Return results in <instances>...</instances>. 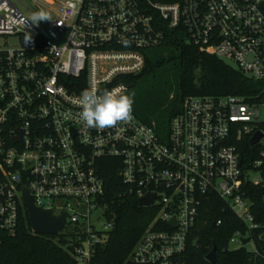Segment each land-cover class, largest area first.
Listing matches in <instances>:
<instances>
[{
  "label": "built area",
  "instance_id": "1",
  "mask_svg": "<svg viewBox=\"0 0 264 264\" xmlns=\"http://www.w3.org/2000/svg\"><path fill=\"white\" fill-rule=\"evenodd\" d=\"M40 10L51 20L25 29ZM175 29L200 51L232 60L261 83L259 94L187 96L165 135L134 114L114 128L86 127L81 92H127L118 79L140 72L144 51ZM1 37L14 41L0 44V242L16 232L25 188L35 206L67 214L59 233L72 240L75 264H91L112 231L100 161L114 158L138 199L155 194V217L127 261L185 264L191 228L214 197L241 223L228 248L250 243L264 258V215L250 196L264 188V0H0ZM257 131V157L244 160L237 142Z\"/></svg>",
  "mask_w": 264,
  "mask_h": 264
},
{
  "label": "trees",
  "instance_id": "2",
  "mask_svg": "<svg viewBox=\"0 0 264 264\" xmlns=\"http://www.w3.org/2000/svg\"><path fill=\"white\" fill-rule=\"evenodd\" d=\"M144 54L142 70L122 76L118 82L127 85L126 94L134 98L133 114L143 122L154 123L157 128L182 108L187 96L254 98L261 90L260 82L222 59L200 51L179 29L169 30L162 45L145 50ZM237 147L244 160L257 157V146H251L248 137L240 139ZM117 161L114 158L100 161L105 165L102 198L105 215L116 225V230L110 232L105 244L96 248L91 264H135L126 260L128 254L156 214L153 207L140 206L135 193L121 182L114 167ZM254 192L250 195L254 201L253 211L259 207L264 215L261 198L264 188H256ZM239 228L241 223L233 212L214 197L202 208L191 228L184 252L185 264H210L206 255L214 245L217 257L214 264H264V258L245 247L228 248L230 236ZM71 241L63 233L34 234L24 210L15 234L1 235L0 264H75L70 254Z\"/></svg>",
  "mask_w": 264,
  "mask_h": 264
},
{
  "label": "clouds",
  "instance_id": "3",
  "mask_svg": "<svg viewBox=\"0 0 264 264\" xmlns=\"http://www.w3.org/2000/svg\"><path fill=\"white\" fill-rule=\"evenodd\" d=\"M51 20L46 11L33 12L31 16L23 21L24 28L31 25L39 26L40 22ZM25 44L32 43L31 31H25ZM126 89L115 88L104 90L98 94L96 87L84 89L77 103L81 107L79 118L88 128H114L121 123H129L133 120L134 98L125 94Z\"/></svg>",
  "mask_w": 264,
  "mask_h": 264
},
{
  "label": "water",
  "instance_id": "4",
  "mask_svg": "<svg viewBox=\"0 0 264 264\" xmlns=\"http://www.w3.org/2000/svg\"><path fill=\"white\" fill-rule=\"evenodd\" d=\"M262 136L260 131L254 133L250 139V145H254ZM155 194H147L138 199L140 206H151L154 203ZM23 204L26 208L31 229L34 234L37 235H56L65 226L67 214L55 215L52 210L42 209L33 204L27 190L23 189ZM174 225V222L171 221ZM116 230V225L113 224L112 231ZM206 260L210 264L216 263V246L214 245L211 251L206 255Z\"/></svg>",
  "mask_w": 264,
  "mask_h": 264
},
{
  "label": "rangeland",
  "instance_id": "5",
  "mask_svg": "<svg viewBox=\"0 0 264 264\" xmlns=\"http://www.w3.org/2000/svg\"><path fill=\"white\" fill-rule=\"evenodd\" d=\"M13 41L14 40L12 38H7V37H1L0 38V44H8V45H11V44H13ZM149 52H147V53H149ZM222 60L225 63H227L228 65H230V66H232L234 68H237L236 64L232 60L226 59V58H223ZM127 95H129V93H127ZM259 118L260 119H264V106L259 107ZM168 126H169V119L166 120L164 123H162V124L159 125L158 132L161 133L162 135H165V133L168 130ZM249 175H250V178H252V179L261 178L260 174L257 173V172H250ZM101 221H103V220H101ZM230 247L233 248L234 245H231ZM245 247H246L247 250H252L253 249V246L250 243H248L247 245H245Z\"/></svg>",
  "mask_w": 264,
  "mask_h": 264
}]
</instances>
